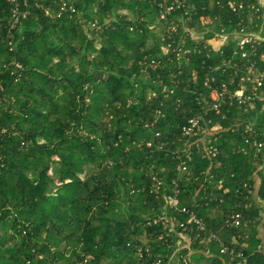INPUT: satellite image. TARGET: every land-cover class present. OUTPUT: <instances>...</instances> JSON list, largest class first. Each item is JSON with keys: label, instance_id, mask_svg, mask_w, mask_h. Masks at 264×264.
<instances>
[{"label": "trees", "instance_id": "16d2710c", "mask_svg": "<svg viewBox=\"0 0 264 264\" xmlns=\"http://www.w3.org/2000/svg\"><path fill=\"white\" fill-rule=\"evenodd\" d=\"M30 1V14L12 27L11 5L0 0V264H264V148L237 150L245 135L255 137L241 124L264 131V101L208 115L222 124L220 153L207 157L193 145L192 157L183 155L179 206L167 208L179 127L199 111V95L210 96L204 79L221 63L216 32L231 13L215 0H189L191 20L161 18L152 0ZM63 2L75 12L57 16ZM173 18L180 27L170 34ZM185 27L213 49L170 61L162 47L178 46ZM152 59L163 66H147ZM164 210L176 218L167 238L161 224L149 225ZM237 212L243 221L229 225ZM192 214L243 256L231 261L218 242L204 247L194 224L180 226Z\"/></svg>", "mask_w": 264, "mask_h": 264}, {"label": "built area", "instance_id": "2783aa9c", "mask_svg": "<svg viewBox=\"0 0 264 264\" xmlns=\"http://www.w3.org/2000/svg\"><path fill=\"white\" fill-rule=\"evenodd\" d=\"M7 1L11 5V25L16 27L19 20L26 18L30 14L32 3L30 0ZM152 1L159 5L161 18H167L173 13H178L181 20L192 19L193 5L189 0ZM215 3L221 10H227L231 13L228 17L223 18L222 16L221 22H219V30L216 32V35L223 40V45L229 44L230 49L227 51V47L224 46L220 48L221 63L213 66L212 72L205 76L204 85L211 89L210 96L199 95L196 100L199 104V111L195 116L189 117L187 122L182 123L179 127L178 135L182 140V145L172 152L174 158L178 159L179 162L176 167L177 177L173 180L172 194L168 196V209L177 210L179 206L180 181L183 179L182 174L189 170L188 159H184L183 155L191 158L193 145L204 149L207 157L213 158L220 153V148L216 143L219 137L218 132L222 130V124L217 120L212 124L213 119L208 118V115L211 112L216 115L224 114L223 110L229 111L234 106L249 112L251 109L256 108L257 101H264V95L261 94V87L264 85V69L260 67L257 59L259 55L260 60L264 61V53L259 54V46L264 41L258 37L259 35L264 36L262 34L264 28V0H215ZM35 5L42 7L45 13L51 16L49 7L43 5L40 1H37ZM63 10L75 12L74 6L67 2H63L57 16H60ZM179 27L180 23L173 18L167 32L170 34L177 33ZM184 32V37H182L178 46H174L176 41L172 40L168 45L162 47L165 54L171 53L168 60H189L190 54L203 55L205 51L208 52L213 49L209 47V41L203 43L205 40L204 33H198L187 27H185ZM189 36L193 41H197L198 45L186 47ZM8 44L12 49V39H9ZM205 55L211 56L210 53H205ZM145 63L152 68L163 66L162 60L152 59ZM178 72L181 74L182 70ZM160 114L161 111L157 110L154 121L148 122L147 127L152 126L159 119ZM241 125H243L244 132L249 135L255 134L256 137L259 132H263L264 136V131H257L251 122ZM235 128L238 129V127ZM255 137L249 138V136L245 135V144L239 145L237 150L247 154L249 151L247 145H249L251 149L256 148L260 152L264 148V140H259ZM167 143V141H161L157 146L163 147ZM172 143L177 144L176 141ZM135 144L142 147L144 141H137ZM146 144L148 147L153 146L152 141L146 142ZM153 178L155 185L161 184V181H158L156 176H153ZM244 187L247 190L246 198L248 199L253 194V188L249 183H245ZM225 191L227 192L228 189L225 188ZM243 218L244 215L241 212H237L227 217L226 222L229 225L238 226L243 221ZM175 222L176 218L174 216L170 217L167 210H164L153 222H149V225L151 223L161 224L164 230L161 237L167 238L174 230ZM192 224L196 227V238L199 239L204 247L209 243L218 242L220 253L228 254L231 261L243 256L241 251H237L234 247L227 246L225 242L220 241L218 234L208 230L203 219L198 218L195 214H192L186 222H182L180 226L186 230L187 226ZM162 261V259H157L152 264H162ZM187 262V259H185L186 264Z\"/></svg>", "mask_w": 264, "mask_h": 264}, {"label": "crops", "instance_id": "0c3cea01", "mask_svg": "<svg viewBox=\"0 0 264 264\" xmlns=\"http://www.w3.org/2000/svg\"><path fill=\"white\" fill-rule=\"evenodd\" d=\"M257 179V184H258V178H256ZM260 234H261V236L263 237V235H264V229H261L260 230Z\"/></svg>", "mask_w": 264, "mask_h": 264}, {"label": "water", "instance_id": "95a60500", "mask_svg": "<svg viewBox=\"0 0 264 264\" xmlns=\"http://www.w3.org/2000/svg\"><path fill=\"white\" fill-rule=\"evenodd\" d=\"M258 37L260 40L264 41V36L259 35Z\"/></svg>", "mask_w": 264, "mask_h": 264}, {"label": "rangeland", "instance_id": "374dc122", "mask_svg": "<svg viewBox=\"0 0 264 264\" xmlns=\"http://www.w3.org/2000/svg\"><path fill=\"white\" fill-rule=\"evenodd\" d=\"M263 214V213H262ZM264 216V215H263Z\"/></svg>", "mask_w": 264, "mask_h": 264}]
</instances>
